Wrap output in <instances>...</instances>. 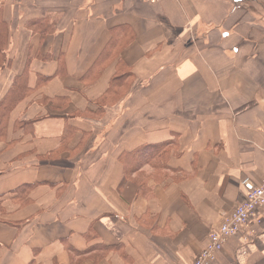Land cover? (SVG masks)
I'll return each mask as SVG.
<instances>
[{
  "label": "crops",
  "instance_id": "obj_1",
  "mask_svg": "<svg viewBox=\"0 0 264 264\" xmlns=\"http://www.w3.org/2000/svg\"><path fill=\"white\" fill-rule=\"evenodd\" d=\"M264 179V0H0V264H191ZM215 264H264V209Z\"/></svg>",
  "mask_w": 264,
  "mask_h": 264
},
{
  "label": "built area",
  "instance_id": "obj_2",
  "mask_svg": "<svg viewBox=\"0 0 264 264\" xmlns=\"http://www.w3.org/2000/svg\"><path fill=\"white\" fill-rule=\"evenodd\" d=\"M143 3L157 4L162 0H138ZM241 184L245 199L236 205L231 213L224 216L219 226L208 235L206 245L195 256L191 264H215L217 255L223 250L227 240L239 233L251 221L260 222L258 212L264 209V179L258 185L244 178Z\"/></svg>",
  "mask_w": 264,
  "mask_h": 264
}]
</instances>
